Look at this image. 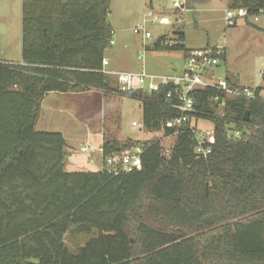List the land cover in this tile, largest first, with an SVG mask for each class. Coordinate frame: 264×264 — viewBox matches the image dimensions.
Here are the masks:
<instances>
[{"label":"trees","instance_id":"obj_1","mask_svg":"<svg viewBox=\"0 0 264 264\" xmlns=\"http://www.w3.org/2000/svg\"><path fill=\"white\" fill-rule=\"evenodd\" d=\"M110 1L22 0V63L0 61V264H264V86L254 88L253 100L196 92L195 118L212 123L215 135L211 153L197 158L191 122L166 126L177 116L165 103L169 87L121 95L100 72L113 35ZM226 5L255 16L264 0ZM262 19L261 29L244 20L264 35ZM183 42L163 35L146 50L186 57ZM91 90L140 101L143 132L164 138L177 131L169 156L160 138L107 135L100 170L65 171L62 135L35 130L41 102L50 92ZM220 106L224 117L216 118ZM229 121L239 140L227 138ZM135 148L139 170L108 166ZM66 235L92 238L73 242L71 251Z\"/></svg>","mask_w":264,"mask_h":264},{"label":"rangeland","instance_id":"obj_2","mask_svg":"<svg viewBox=\"0 0 264 264\" xmlns=\"http://www.w3.org/2000/svg\"><path fill=\"white\" fill-rule=\"evenodd\" d=\"M182 10L175 9L171 2L166 0H111L108 21L112 27V45L105 52L112 71L145 72L153 75H176L171 69H179L183 54L179 52L154 53L147 51L145 47L151 46L159 37L166 35L167 42L174 39L171 36L173 29H178L184 35V46L186 49H197L206 45L224 44L226 39L230 40L227 51L230 55V70L238 74L244 84L264 86V46L262 34L250 32L248 26L241 28L225 29L223 25L222 1L220 0H181ZM226 4V3H225ZM166 19L173 25H161L158 20ZM144 25L150 38H143L142 31L136 34L134 30ZM262 25V21L257 23ZM235 35V37H233ZM253 35L254 39H250ZM261 39L259 42L256 40ZM21 57V0H0V60L19 64ZM139 58V59H138ZM184 63V62H183ZM221 63L213 72L215 79L224 78L227 73ZM115 94V93H111ZM110 94V95H111ZM74 100L76 102H74ZM67 101V102H66ZM76 105L81 111L74 112V117H63L57 114V123L62 130L66 131L67 139L83 144L78 152L71 151L70 157L73 164H77L79 171H87L82 164V157L88 156L80 151V148L88 149L96 133L106 131L112 136L114 132L124 142L126 138L141 139V141L155 140L160 138L162 150H166L170 144L161 134L142 132L141 128L132 129L131 122L141 123V102L135 99L122 98L117 107L112 102H105L97 92H90L76 98L62 100V106L67 104ZM47 104L42 111V118L35 130L41 128L50 130V120L53 117L47 110ZM63 118V119H62ZM66 124V125H64ZM52 125V124H51ZM77 125V126H76ZM64 126V127H63ZM76 126V129L74 127ZM201 128H211L213 125L207 120L197 121ZM59 129V130H60ZM86 130H89V135ZM63 132V131H62ZM248 132V131H247ZM174 139H171L173 141ZM90 142V143H89ZM130 151V150H128ZM65 167L67 171H75L69 162ZM92 169L91 167H89ZM65 170V171H66ZM92 238L91 235H78L72 238L66 235L64 243L71 251L75 250L73 242L83 246Z\"/></svg>","mask_w":264,"mask_h":264},{"label":"built area","instance_id":"obj_3","mask_svg":"<svg viewBox=\"0 0 264 264\" xmlns=\"http://www.w3.org/2000/svg\"><path fill=\"white\" fill-rule=\"evenodd\" d=\"M171 2L175 9L182 10L180 4L181 0H166ZM227 3V0H220ZM264 9H260L255 16H248L245 9H231L227 6L223 10V24L226 29L236 26L239 20L249 17L252 23H257L260 17H263ZM164 19L158 20V23H164ZM145 30L144 25L134 30L138 34L140 31L143 37L150 38L148 32ZM113 42L110 41V45ZM224 47L220 44L209 46L199 50L189 51L184 59V68L180 74L176 75H153L143 72H126V71H112L107 68L108 63L104 59L102 61V69L100 72L106 75L117 86L118 94H128L135 90H142L146 93H157L161 87H169L165 95V103L168 108L177 112V116L171 121L166 123V126L171 129L180 130L188 122H191L193 129L191 130V140L194 142V153L198 157L205 158L211 153L212 146L215 143L214 127L201 128L197 126V121L203 119H196L197 111L196 105V92L206 88L213 89L221 92L226 98H243L246 100L255 99L254 88L230 85L226 79H212L208 80L211 72L216 69L223 61ZM214 102L219 101V97H214ZM222 104V103H221ZM216 118H223L224 112L221 106L213 114ZM141 128V124L136 122L131 123V128ZM177 131L172 135L164 137L170 141V146L162 151L163 157H168L171 147L175 141ZM227 138L232 140H239L242 136L241 130L235 127L234 122L227 124ZM171 139H174L171 141ZM94 149L80 148L83 153H91ZM141 149L135 148L134 150L126 151L119 155H114L107 160V164L116 166L117 170L124 173H131L141 168Z\"/></svg>","mask_w":264,"mask_h":264},{"label":"crops","instance_id":"obj_4","mask_svg":"<svg viewBox=\"0 0 264 264\" xmlns=\"http://www.w3.org/2000/svg\"><path fill=\"white\" fill-rule=\"evenodd\" d=\"M222 12L224 10V8L227 6L225 4V2L222 1ZM21 17H22V0H21ZM164 23H161V25H172L171 22L168 23V21L166 19H164ZM260 21H262V25H258L257 23H259ZM175 23L172 25V27L177 23V19H175L174 21ZM257 23H254L256 25L257 28L261 29L263 27V19L262 17L259 18L258 22ZM242 24H245L246 26L247 23L245 22L244 19L242 20H239L236 24L235 27H233L234 30H238L241 28V25ZM224 25V24H223ZM225 28V27H224ZM248 30L250 32H255V33H259V34H262V43H264V35L263 33L261 32V30L259 29H253V28H250V27H247ZM226 29V28H225ZM21 31H22V25H21ZM176 31H179L178 29H173L172 32H171V36H174L175 37H178V36H175L173 35V32H176ZM180 32V31H179ZM166 36V35H165ZM179 36H184L183 34L182 35H179ZM250 36V39H254V36L253 35H249ZM143 37V36H142ZM235 37V35L233 36ZM252 37V38H251ZM144 38V37H143ZM168 38V36H166V39ZM258 40V38L256 39ZM259 42L261 41V39L258 40ZM226 45L222 44V46L224 47V59L222 61V64L224 65L225 69H228V71L226 70V74L224 76L223 79H226V76H230L234 82L239 85V86H244V87H249V88H256V87H259L257 85H253V84H244L243 82H241V80L239 79L238 77V74H236L234 71L230 70V68L232 67L231 66V60H230V55H229V52L227 51V47L229 46V43H230V40L229 39H226ZM210 45H206L204 47H201V48H197V49H187L188 51H192V50H199V49H203V48H206V47H209ZM264 46V44H263ZM146 48V47H145ZM150 52H154V53H170V52H155V51H150ZM174 53V52H172ZM180 53V52H179ZM183 57V61H182V64L180 66L179 69H171L170 71H172L173 73H181L183 71V68H184V59L185 57ZM105 59V58H104ZM139 59V58H138ZM106 60V59H105ZM0 61H3V60H0ZM107 63H108V66L107 68L110 69V70H113L112 68H109L110 67V64L108 62V60H106ZM5 62H8V61H5ZM19 64L22 63V60H21V57H20V61L18 62ZM215 69L211 72L210 76L207 77L208 80H212V79H215L214 77V72ZM264 74V73H263ZM217 79H222V78H217ZM90 92H97L98 94L101 95V98H102V101L103 99H105V102L109 101V102H112L114 103L115 105H113V107L115 108V106L117 107V104H120L121 102V99L122 97L118 96L117 94H109V95H106V94H103L101 91H97V90H91V91H87V92H79V93H58V92H50V93H47L42 102H41V106H40V111H39V115H38V118H37V122H36V125L35 127H37L39 125V122L42 118L43 115L42 114V111L45 109V104H47V110L49 112L48 115H50L49 117H53L52 119H48L50 120L51 124H50V127L49 128L50 130H46L47 128H41V132H57V133H60L65 141V144L67 146V156H66V163H65V167L67 166V162H69L70 160V164L72 165L73 169H75V171H67L66 168L65 170L67 172H80L79 168H75L77 167V164H73V162H71V157H70V152L71 151H75V152H78V148L81 147L80 145L83 144V141H80L78 143H75V142H72L70 139H67V136H66V131L60 129L59 125L57 124L59 122V119L57 118V114H62L63 117H66L67 116H71V117H74V112L79 114V112L81 111L80 109H78V107L76 105H72L71 103L70 104H67L66 106H62V100L65 99V100H68L69 98H76V97H79L80 95H84L86 93H90ZM67 102V101H66ZM74 102H76L74 100ZM63 119V118H62ZM132 123V122H131ZM66 125V124H64ZM77 126V125H76ZM76 126L74 127V129H76ZM64 127V126H63ZM60 129V130H59ZM88 132L87 135H89V130H86ZM116 132H118V129L114 132V134L112 135L113 137H115L117 140L121 141V138L118 137L116 135ZM143 132V131H142ZM107 132L106 131H103V132H100L96 133V136L94 138L93 141H91V144H89V147L93 148L94 150L91 152V153H87L88 156L86 157H82V161H81V164L85 167V168H80V169H88L87 171H81V172H92V171H98L101 169L102 167V154H101V146L103 144V139H104V136H107L108 134H106ZM110 136V135H109ZM127 139V138H126ZM133 140H141V139H136V138H133ZM90 143V142H89ZM89 167H91L92 169H90Z\"/></svg>","mask_w":264,"mask_h":264},{"label":"water","instance_id":"obj_5","mask_svg":"<svg viewBox=\"0 0 264 264\" xmlns=\"http://www.w3.org/2000/svg\"><path fill=\"white\" fill-rule=\"evenodd\" d=\"M182 34L183 33L182 32H179V31L173 32V35H175V36H179V35H182ZM243 121L244 122H248L249 121V113H248V111H245L244 112Z\"/></svg>","mask_w":264,"mask_h":264}]
</instances>
